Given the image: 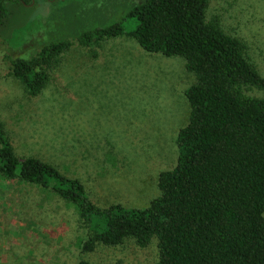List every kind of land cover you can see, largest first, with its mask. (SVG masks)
<instances>
[{"label":"rangeland","instance_id":"rangeland-1","mask_svg":"<svg viewBox=\"0 0 264 264\" xmlns=\"http://www.w3.org/2000/svg\"><path fill=\"white\" fill-rule=\"evenodd\" d=\"M139 0H33L15 8L0 32V123L19 156L55 164L85 185L97 205L145 208L161 194L159 175L178 162L177 137L188 124L186 90L194 73L181 56L147 52L128 35L85 45V31L122 21ZM14 9V8H13ZM240 38L264 77V0H210L206 18ZM58 39V57L40 94L9 72L12 59ZM245 93L264 98V88ZM89 229L51 189L0 176V264H157L158 238L82 249Z\"/></svg>","mask_w":264,"mask_h":264},{"label":"trees","instance_id":"trees-1","mask_svg":"<svg viewBox=\"0 0 264 264\" xmlns=\"http://www.w3.org/2000/svg\"><path fill=\"white\" fill-rule=\"evenodd\" d=\"M32 2L0 0V32L17 6ZM209 4L139 0L127 14L137 21L134 30L127 32L120 21L78 37L99 46L108 37L131 36L147 52L183 57L196 77L186 90L190 116L177 137V165L160 173L161 194L148 207L97 205L79 178L39 157L19 156L0 123V176L51 189L73 205L89 229L84 251L129 237L145 247L157 237V264H264V98L245 93L263 89L264 77L244 42L225 32L218 18H206ZM72 45L58 39L30 56L18 55L9 72L37 96Z\"/></svg>","mask_w":264,"mask_h":264}]
</instances>
